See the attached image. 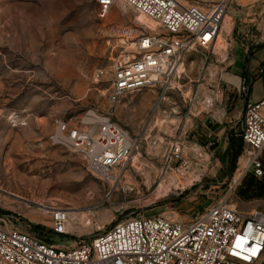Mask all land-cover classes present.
Returning a JSON list of instances; mask_svg holds the SVG:
<instances>
[{"label": "rangeland", "instance_id": "374dc122", "mask_svg": "<svg viewBox=\"0 0 264 264\" xmlns=\"http://www.w3.org/2000/svg\"><path fill=\"white\" fill-rule=\"evenodd\" d=\"M97 13L96 0H0V214L69 248L129 217L187 223L223 199L240 213L264 212V199L240 197L246 181L263 178L246 173L235 182L246 166L242 147L233 160L240 110L228 111L230 129L210 142L192 138L199 122L187 113L191 93L209 96L225 63L233 57L244 63L264 45V0H232L214 54L189 53L184 73L158 101L157 90L148 89L108 101L111 63L131 49L126 31L156 30L130 10L113 8L104 19ZM88 111L109 115L138 140L115 183L92 176L81 158L48 140L56 121L73 123ZM214 113L213 124L222 116ZM174 143L180 160L164 165ZM261 159L264 167V152ZM41 204L69 210L67 236L50 233Z\"/></svg>", "mask_w": 264, "mask_h": 264}, {"label": "built area", "instance_id": "2783aa9c", "mask_svg": "<svg viewBox=\"0 0 264 264\" xmlns=\"http://www.w3.org/2000/svg\"><path fill=\"white\" fill-rule=\"evenodd\" d=\"M96 3L100 19L113 8L130 10L156 30L126 31L124 38L131 49L113 60L110 68L108 101L114 104L126 94L145 89L157 90L158 101L184 73L179 69L189 53L204 50L206 59L214 54L232 0ZM220 97L218 87L211 98L201 101L202 106L209 108ZM197 101L196 90L188 98V114ZM237 137L246 166L235 182L246 173L262 179L264 98L257 102L245 99ZM48 140L81 158L88 173L107 183L122 178L138 142L109 115L96 111L86 112L73 123L56 121ZM179 154L174 143L164 165L180 160ZM39 209L48 216L53 236L68 235L71 214L67 208L49 204ZM15 218L0 214V264H264V212L240 213L224 199L187 223L162 216L129 217L105 230L98 228L90 242L69 248L48 244L18 228Z\"/></svg>", "mask_w": 264, "mask_h": 264}, {"label": "crops", "instance_id": "0c3cea01", "mask_svg": "<svg viewBox=\"0 0 264 264\" xmlns=\"http://www.w3.org/2000/svg\"><path fill=\"white\" fill-rule=\"evenodd\" d=\"M232 60V62L225 63V71L220 70L219 83L212 90H209V96L205 97L203 95L205 93H201L199 89L197 90L198 101L193 108L192 116L199 123L197 129L192 133L193 139L198 137L196 139L201 140L199 137H202L209 142L215 139L216 141L219 140L224 132L230 129L228 124L232 123L231 120L237 110H240L241 115L245 99L257 102L264 98V45L256 50L244 63L234 57ZM218 87H220L221 97L217 103L214 102L209 108L202 106L201 101L211 98ZM258 87L263 88V94L254 97L252 89ZM232 107L234 115L227 118L228 111ZM215 111H218L222 116L220 121L213 124L212 120H216ZM204 114L208 117H205ZM208 145H213V143Z\"/></svg>", "mask_w": 264, "mask_h": 264}, {"label": "trees", "instance_id": "16d2710c", "mask_svg": "<svg viewBox=\"0 0 264 264\" xmlns=\"http://www.w3.org/2000/svg\"><path fill=\"white\" fill-rule=\"evenodd\" d=\"M234 156L235 161L240 154L241 142L234 143ZM242 200H251L261 198L264 199V176L262 182L256 184L253 179H249L245 182L244 189L240 193Z\"/></svg>", "mask_w": 264, "mask_h": 264}, {"label": "bare ground", "instance_id": "6f19581e", "mask_svg": "<svg viewBox=\"0 0 264 264\" xmlns=\"http://www.w3.org/2000/svg\"><path fill=\"white\" fill-rule=\"evenodd\" d=\"M226 18H227V15H226V17L224 18V23H225V20H226ZM223 23V24H224ZM223 24H222V30H221V32H220V36H222V33H223ZM220 38V37H219ZM219 40V39H218ZM218 42V41H217ZM183 67V66H182ZM182 67H180V69H179V72H181V71H183L184 69H182ZM178 78V77H177ZM176 147L178 148V150L180 151V147L178 146V144H176ZM136 149H137V147H136ZM200 151V150H199ZM134 154V153H133ZM199 154H200V152H199ZM199 157H201V156H199ZM130 163V162H129ZM129 165V164H128ZM128 167V166H127ZM125 173H126V170L123 172V175H122V177H124V175H125ZM117 182V181H116ZM42 205V204H41ZM40 205V206H41ZM40 208V207H39ZM86 212V211H85ZM89 213V212H88ZM85 219V218H84Z\"/></svg>", "mask_w": 264, "mask_h": 264}]
</instances>
